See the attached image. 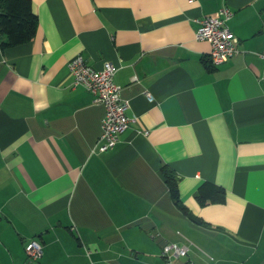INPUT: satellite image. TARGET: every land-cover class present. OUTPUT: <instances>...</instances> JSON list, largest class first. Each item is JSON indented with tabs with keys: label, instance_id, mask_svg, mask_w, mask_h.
I'll list each match as a JSON object with an SVG mask.
<instances>
[{
	"label": "crops",
	"instance_id": "0c3cea01",
	"mask_svg": "<svg viewBox=\"0 0 264 264\" xmlns=\"http://www.w3.org/2000/svg\"><path fill=\"white\" fill-rule=\"evenodd\" d=\"M31 1L33 37L0 45V264H24L30 238L39 264H109L119 247L141 264H264V0ZM223 6L239 51L213 65L195 18ZM76 54L111 61L128 101L133 120L106 150ZM205 180L223 202L198 201ZM184 237L194 244L168 263L162 246Z\"/></svg>",
	"mask_w": 264,
	"mask_h": 264
},
{
	"label": "built area",
	"instance_id": "2783aa9c",
	"mask_svg": "<svg viewBox=\"0 0 264 264\" xmlns=\"http://www.w3.org/2000/svg\"><path fill=\"white\" fill-rule=\"evenodd\" d=\"M232 13L231 9L223 6L214 15L195 18L198 24L194 32L195 38L210 43L209 58L213 65L224 62L239 51L238 39L228 26ZM260 56L264 59V50ZM68 68L73 76V85H80L89 90L93 94V101L105 108L97 143L102 150L114 146L119 141L120 134L133 120V117L126 113L128 101L121 97V88L114 81L115 65L111 61H105L101 69H96L85 61L82 54H76L68 61ZM147 96L152 99L150 94L147 93ZM184 238L187 243L168 242L162 246L161 256L168 263L176 257L187 255L189 245L194 243ZM25 252L27 261L24 264H39L37 261L42 255L41 242L37 238H30L25 244ZM185 264L195 263L187 260Z\"/></svg>",
	"mask_w": 264,
	"mask_h": 264
},
{
	"label": "trees",
	"instance_id": "16d2710c",
	"mask_svg": "<svg viewBox=\"0 0 264 264\" xmlns=\"http://www.w3.org/2000/svg\"><path fill=\"white\" fill-rule=\"evenodd\" d=\"M37 15L31 0H0V45L1 47L16 45L30 40L35 34ZM161 172L169 186L173 202L184 212H189L179 195L177 179L166 164ZM197 198L201 204L223 202L225 188L213 181L205 180L197 188Z\"/></svg>",
	"mask_w": 264,
	"mask_h": 264
},
{
	"label": "rangeland",
	"instance_id": "374dc122",
	"mask_svg": "<svg viewBox=\"0 0 264 264\" xmlns=\"http://www.w3.org/2000/svg\"><path fill=\"white\" fill-rule=\"evenodd\" d=\"M76 235H77V233H76ZM117 250H118L117 252L108 253L110 255V257H108L109 258V261H108L109 264H116V262H126V261H131V262H134L135 264H141L142 261H144L143 256L131 255V253L129 252L128 249L122 250V248L119 247ZM104 254H101V255H104ZM119 254H122V257H119ZM76 259L78 260V264H101L97 261L98 258L93 257V256L92 257H83V258L79 257Z\"/></svg>",
	"mask_w": 264,
	"mask_h": 264
}]
</instances>
